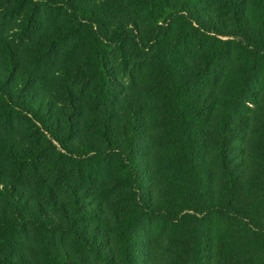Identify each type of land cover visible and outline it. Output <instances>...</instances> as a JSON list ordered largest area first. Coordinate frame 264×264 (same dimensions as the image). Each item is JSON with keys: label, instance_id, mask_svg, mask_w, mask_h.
I'll list each match as a JSON object with an SVG mask.
<instances>
[{"label": "trees", "instance_id": "1", "mask_svg": "<svg viewBox=\"0 0 264 264\" xmlns=\"http://www.w3.org/2000/svg\"><path fill=\"white\" fill-rule=\"evenodd\" d=\"M118 1L0 0V264H116L87 220L111 202L81 185L107 163L122 264H140L132 234L154 216L204 219L192 264H264V117L246 111L264 0Z\"/></svg>", "mask_w": 264, "mask_h": 264}, {"label": "rangeland", "instance_id": "2", "mask_svg": "<svg viewBox=\"0 0 264 264\" xmlns=\"http://www.w3.org/2000/svg\"><path fill=\"white\" fill-rule=\"evenodd\" d=\"M118 4H121V0L118 1ZM123 7H125V11L123 12H132L134 10H138L139 13L144 17L145 23L151 24V13H149L147 8L144 6H138L134 8L132 6H127V2L123 1ZM153 23V22H152ZM172 34V32H171ZM174 36V33H173ZM220 38H225L221 36ZM188 56V53H186ZM260 85L255 86L256 92L254 96H248L247 100L248 106L251 109H247V113H250L251 117V125L260 124V121L263 120L264 117V67L261 68L260 71ZM204 79H206L204 77ZM253 129V128H252ZM258 129L253 131H249V136L252 142H249L247 146L251 143V147L257 145L255 142H258L259 139L257 136L259 135ZM249 148V147H247ZM252 155V154H251ZM251 158L254 159V156ZM74 168H81L82 170H86L81 163H78L74 166ZM100 169L103 171V175L101 179H97L96 181H87L85 184H81L83 191L86 192V197L92 195L94 193L97 197H101L104 201H110L111 207L108 206L105 202L103 210L97 212L96 216H90L87 218L90 223H97L101 225V231L105 235V239H109L110 242H113L115 245V256H116V264H122L123 257L119 250L118 244L122 245L121 240L119 239V230L117 223L115 222V209L113 205L116 203V196L111 194L109 186L114 182L115 178L113 175L114 166L111 164H106L103 167L100 166ZM175 170V169H174ZM166 174V169L163 168V181H166L167 186V177H164ZM105 177V178H104ZM72 183L76 182L74 178H70ZM107 187L105 188V186ZM168 189L163 193H167ZM87 202H89L86 199ZM124 203V202H123ZM124 205V204H123ZM118 212L125 214L122 208H117ZM127 215V214H125ZM128 217V215H127ZM130 220H135L138 215L135 212H131L129 214ZM201 221H193L192 218L184 219L180 223V225L168 223L163 218L159 217H151L138 220L136 225L135 233L132 234V240L136 249L139 251L138 260L140 264H192L196 261V259L201 260L202 255H206L210 253L209 244L211 240L204 233L207 228V224L205 225L204 219H200ZM192 227L196 230L197 234L195 235V244L189 245V238L191 235L187 232L188 227ZM142 228V229H141ZM222 229V227H220ZM219 227H217V231ZM219 232L216 233L218 235ZM219 238L216 240L218 242ZM139 247V248H138ZM144 248L146 253L144 252ZM85 252V250H84ZM86 255L89 258H93V253L86 250ZM195 257V259H194ZM198 261V260H197Z\"/></svg>", "mask_w": 264, "mask_h": 264}]
</instances>
